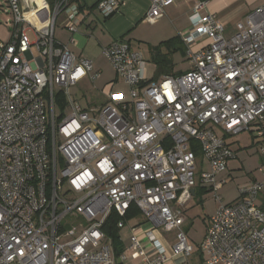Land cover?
<instances>
[{"label":"built area","instance_id":"1","mask_svg":"<svg viewBox=\"0 0 264 264\" xmlns=\"http://www.w3.org/2000/svg\"><path fill=\"white\" fill-rule=\"evenodd\" d=\"M123 1L97 0L96 10L107 20ZM177 1L150 0L144 22L154 24ZM2 3L11 33L0 41V264H112L102 228L112 213L121 219L117 228L124 227L131 206L154 251L147 256L133 234L132 259L168 264L170 254L187 258L194 247L181 209L197 186L218 205L198 247L204 264H264L258 205L264 166L257 169L262 181L224 204L219 177L235 153L213 129L235 136L253 126L264 139V4L229 34L215 14L199 15L206 4L200 1L180 36L190 65L180 75L153 80L144 56L128 43L103 48L128 101L109 92L106 104L83 108L69 90L100 73L55 38L59 22L74 44L84 23L81 0ZM59 93L68 116L64 109L56 113ZM260 154L264 159V146ZM157 231L174 233V244L165 248Z\"/></svg>","mask_w":264,"mask_h":264},{"label":"crops","instance_id":"2","mask_svg":"<svg viewBox=\"0 0 264 264\" xmlns=\"http://www.w3.org/2000/svg\"><path fill=\"white\" fill-rule=\"evenodd\" d=\"M200 1L201 0H179L175 4L165 7L164 15L154 24L148 25L156 26L162 22L165 17H168L167 19H169L173 29H171L168 34L164 33L163 36H161V42H165L174 37L180 38L181 35L186 34L189 31V17L194 12V8ZM96 3L97 0H81L82 10H80V14L84 17V23L79 26L78 33L73 36L74 44L69 43L71 35L63 28L58 27L60 37V40L58 41L63 45H66L71 53L76 57L90 60L94 69L100 73V78L98 80H102L103 86L100 90L96 88L98 91L97 96H99L100 100L97 104L94 102H86V104H84L77 100L76 102L83 108L92 106L99 107L106 104L107 93H114V89L119 85V80L116 78L111 66L102 56L103 48L108 47L114 42L122 41L128 43L132 49L139 51L142 54L139 49V43H141L144 38L142 33L143 31L141 30L147 24L143 19L150 7V0H124L118 11L113 16L107 20H103L96 10ZM262 4H264V0H207L203 9L199 11V15L204 16L208 13L215 14L217 18L225 24L227 33L232 34L234 32L235 25L238 22L243 21L248 13ZM184 58L186 59V54L184 55ZM107 71H111V75L108 76L109 78H106ZM146 71L148 76L149 72L147 68ZM154 71L155 67L151 71V77H153ZM95 82H90L86 79L77 84L75 87L81 85V89H87L89 86L88 84L93 85ZM122 85L125 88L127 98L125 99V94L123 93L114 94L121 95L122 101L127 102L128 89L123 83ZM89 88L91 87L89 86ZM206 192V189H203L201 186H197L194 189L192 201L195 198H198L201 201ZM207 217L209 218V216ZM147 228L148 227L144 223L142 216H140L138 219L124 223V227L118 229L119 243L116 249H114L112 242L107 239L110 246L112 264H143L141 258L132 259L130 257V238L133 234L138 237L146 255L153 256V248L143 234V231ZM132 229H135L134 232H132ZM155 235L160 243L167 249L175 242L174 233H163L162 231H157L155 232ZM203 237L197 245L191 242V245L194 247V252L189 257L185 258L182 255L174 256L170 254L168 264H204V257L198 249L199 245L203 241Z\"/></svg>","mask_w":264,"mask_h":264},{"label":"rangeland","instance_id":"3","mask_svg":"<svg viewBox=\"0 0 264 264\" xmlns=\"http://www.w3.org/2000/svg\"><path fill=\"white\" fill-rule=\"evenodd\" d=\"M2 1L3 0H0V41L6 43L10 37L11 27L7 23L9 15L5 14L6 6ZM167 18L168 17H165L164 20L156 26L146 24L141 30L143 31L144 38L141 43H139V49L145 58L149 77H151V71L155 67L152 60L157 55L171 60L173 65L172 75L183 74L190 69L188 61L180 52L176 51L173 54H168L166 46L162 45L163 42H161V36H163L164 33L168 34V32L173 29V26ZM58 24L59 22L57 23L55 32L56 40H60ZM27 36L31 41L33 40L31 32L28 31ZM34 55L37 56V53L34 52ZM110 73L111 71L106 72V78H109L108 76L111 75ZM118 83L119 85L114 89V93L125 94V88L122 85V82L119 80ZM102 84V80H98L93 85L88 84L91 88L88 86L87 89H81V85L72 87L70 88L69 93L75 101L79 100L84 104H86V102H94L97 104L100 99L99 96H97L98 91L96 88L100 90L103 86ZM126 98L127 96L125 94V99ZM56 113L58 115L60 114V108L57 103ZM68 113L69 110L64 109V115L68 116ZM213 129L217 136L225 137L226 143L231 146L235 153V158L228 162L225 173L219 177L220 180H225V185L221 188L218 195L221 197L223 203L227 204L238 199L240 191L247 188L254 180L262 181L257 169L264 166V159L260 154V149L264 146V139H258L256 137V132L253 130V126L248 131L246 130L235 136H225L218 127H214ZM202 165L203 169H206V164ZM262 182L263 189L258 199L259 206H264V181ZM217 206L213 195L206 192L201 201L198 198H195L192 202L188 203L181 209L184 217V225L182 226V229L186 233L190 244L191 242L196 245L200 243L206 231L207 216L210 217V214L215 212ZM67 222H70L69 218L65 219L62 224L65 225ZM66 229L70 230L71 225L67 224Z\"/></svg>","mask_w":264,"mask_h":264},{"label":"trees","instance_id":"4","mask_svg":"<svg viewBox=\"0 0 264 264\" xmlns=\"http://www.w3.org/2000/svg\"><path fill=\"white\" fill-rule=\"evenodd\" d=\"M201 1H207V0H201ZM80 10L82 8L80 7ZM162 45L166 46L168 54H173L176 51L180 52L183 56L186 53V47L184 46L183 42L179 37H174L172 39H169L165 42L162 43ZM154 66H155V71L154 75L152 77L153 80H158L163 76H171L172 75V69L173 65L170 59L162 57L157 55L153 60H152ZM180 75V74H179ZM173 76V75H172ZM56 103L60 110H63L65 108V101L62 95L59 93L57 94L56 97ZM197 156L200 154L198 147H194L193 149ZM261 209L264 210V206H261ZM140 212L135 206H131L130 209L127 211L125 217L122 219L124 223L129 222L134 219H138L140 217ZM121 219L115 214L112 213L108 219L106 220L102 231L105 234L106 238L109 239L112 242V245L114 249L118 247L119 243V236H118V228L117 224Z\"/></svg>","mask_w":264,"mask_h":264}]
</instances>
